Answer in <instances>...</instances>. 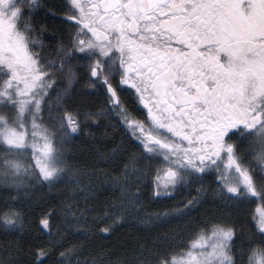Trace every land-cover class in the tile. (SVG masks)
<instances>
[{
  "label": "rangeland",
  "instance_id": "1",
  "mask_svg": "<svg viewBox=\"0 0 264 264\" xmlns=\"http://www.w3.org/2000/svg\"><path fill=\"white\" fill-rule=\"evenodd\" d=\"M17 15L15 0H0V79L3 75L6 78L0 86V100L10 102L16 116L9 126L0 120V148L6 152V157L2 158H5V168L23 177L13 182H22L24 187L27 180L40 176V180L50 183H64L67 201L62 205L60 216L66 235L87 234L94 223L97 227L103 226L106 232L125 224L145 233L173 222L183 223L173 233L150 237L152 247L139 249L129 260L115 263L100 258L94 261L83 258L81 253L76 254L72 264H264V250L240 253L234 250L233 234L228 229L219 225L208 227L206 223L198 226L188 221L208 202L230 208L234 203L251 200L259 220L257 228L264 232V208L258 206L264 197V163L243 171L248 183L245 186L233 169L217 165L205 167L201 161L203 150H199L203 132H193L184 123L168 121L153 106L152 97H146L149 92L140 98L147 106V124L143 128L130 126L137 143L133 145L135 152L132 155L116 152L107 157L106 161H111L108 164L113 168L121 165L117 176L104 172H71L64 159L54 152L49 136L37 124L30 122L32 125L28 128L27 123H22L29 108H39L35 95L44 87L45 75L17 32ZM80 41L77 45L80 51L92 53V45ZM5 104L0 102V108ZM142 129H147V133ZM154 141H158L157 147L152 144ZM259 157L256 156V162ZM170 173L174 178L165 179ZM253 176L261 178L262 185H254ZM149 189L155 202L170 204L168 212H150L146 202ZM105 191L110 201L105 208L99 207L96 196ZM9 217H14L15 222L13 228L8 229L5 221ZM2 225L6 231L16 232L20 225L19 214L1 215ZM60 233H51V240L59 241ZM232 251L239 260L237 263L232 261Z\"/></svg>",
  "mask_w": 264,
  "mask_h": 264
},
{
  "label": "flooded vegetation",
  "instance_id": "2",
  "mask_svg": "<svg viewBox=\"0 0 264 264\" xmlns=\"http://www.w3.org/2000/svg\"><path fill=\"white\" fill-rule=\"evenodd\" d=\"M70 1L78 42L113 71L110 106L128 103L143 128L149 92L168 121L203 132L202 165L248 185L243 171L264 163V0Z\"/></svg>",
  "mask_w": 264,
  "mask_h": 264
},
{
  "label": "trees",
  "instance_id": "3",
  "mask_svg": "<svg viewBox=\"0 0 264 264\" xmlns=\"http://www.w3.org/2000/svg\"><path fill=\"white\" fill-rule=\"evenodd\" d=\"M15 6L17 32L45 75L44 87L35 95V100L40 102L39 108H29L22 123H27L28 128L32 125L30 122L37 124L49 136L54 152L64 159L71 172L119 175L121 165L113 168L108 164L111 161H106L107 157L116 152L124 155L135 152L133 145L137 143L129 125L140 122L141 117L131 111L128 103H123V111L110 106L111 98L105 84H110L113 71L105 64L99 66L101 63L93 53L80 51L77 46L79 30L70 21L73 15L71 1L15 0ZM4 80L3 75L0 86ZM5 101L0 100L6 103L0 108V120L9 126L16 117L15 109ZM5 154L0 148V217L16 212L20 225L16 232L0 226V264H72L81 253L89 260L106 258L115 263L123 262L139 249L151 248L153 240L150 237L179 230L183 224L177 221L145 233L125 224L106 232L103 226L97 227L94 223L87 234L66 235L60 216L62 205L67 201L66 185L40 180V176L27 180L24 187L22 182L14 183L15 178L23 177L15 174L13 169L5 168V158L2 159ZM96 198L99 207L105 208L110 201L106 191L98 193ZM146 200L150 212L159 214L171 209L167 201L155 202L150 189ZM253 203L243 201L227 208L208 202L188 221L193 225L206 223L208 227L219 225L228 229L233 234L234 250L238 253L262 252L264 232L257 228L259 220ZM258 206L264 208V197ZM13 218L5 221L8 229L13 228ZM51 233H60L58 238L61 239L52 241ZM230 255L232 261H239L233 251Z\"/></svg>",
  "mask_w": 264,
  "mask_h": 264
},
{
  "label": "water",
  "instance_id": "4",
  "mask_svg": "<svg viewBox=\"0 0 264 264\" xmlns=\"http://www.w3.org/2000/svg\"><path fill=\"white\" fill-rule=\"evenodd\" d=\"M72 22H74V21L72 20ZM96 35H97L96 32L92 33V34H91V38H92V39H95V38H96ZM95 41H98V42H99V41H101V40H95ZM172 178H173V174H169V175L166 176L165 179H168V180H169V179H172Z\"/></svg>",
  "mask_w": 264,
  "mask_h": 264
}]
</instances>
